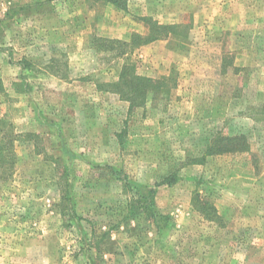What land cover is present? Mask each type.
I'll return each mask as SVG.
<instances>
[{
	"label": "rangeland",
	"instance_id": "374dc122",
	"mask_svg": "<svg viewBox=\"0 0 264 264\" xmlns=\"http://www.w3.org/2000/svg\"><path fill=\"white\" fill-rule=\"evenodd\" d=\"M0 121V264H264V0H0Z\"/></svg>",
	"mask_w": 264,
	"mask_h": 264
},
{
	"label": "trees",
	"instance_id": "16d2710c",
	"mask_svg": "<svg viewBox=\"0 0 264 264\" xmlns=\"http://www.w3.org/2000/svg\"><path fill=\"white\" fill-rule=\"evenodd\" d=\"M148 24L150 25V31L146 37L134 35L132 36L130 43L106 40L105 42L107 44L104 43L103 45L106 47L111 46V50L115 49L114 46H117V49L119 50H122L124 47L128 48L135 45L142 46L158 40L164 32L166 34L165 36H167V34H172L176 28L175 26H164L157 23L149 22ZM155 84H159L157 85L158 87ZM160 85V83H157L152 79L135 76L131 72V67L125 65L118 81L113 83L112 87L116 88L118 90L117 93L122 97V99L130 102L132 106H142L147 100L149 90L158 89L160 88ZM0 126L4 127L6 124L0 121ZM15 140V136L8 130H0V167L3 166V168H6L7 170L14 167L16 164L17 156L15 153ZM247 149L248 144L246 138L243 136H234L219 137L214 139L212 142V149L210 151L212 154L225 155L237 152H246ZM174 182L175 178H166L162 184L172 185ZM62 195V202L65 203V207H69L71 203L69 188L65 189ZM197 199L196 202L201 205L200 211L206 213V217L210 219L213 217L216 218L217 211L214 206L208 201L200 202V200ZM144 208H146V206ZM70 218H76L74 212H71Z\"/></svg>",
	"mask_w": 264,
	"mask_h": 264
}]
</instances>
